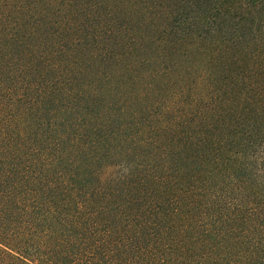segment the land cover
Here are the masks:
<instances>
[{"label": "trees", "instance_id": "trees-1", "mask_svg": "<svg viewBox=\"0 0 264 264\" xmlns=\"http://www.w3.org/2000/svg\"><path fill=\"white\" fill-rule=\"evenodd\" d=\"M0 264H264V0H0Z\"/></svg>", "mask_w": 264, "mask_h": 264}]
</instances>
